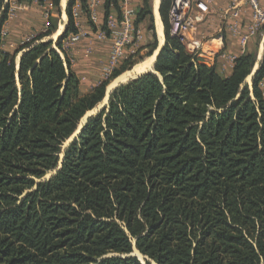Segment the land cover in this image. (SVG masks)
Listing matches in <instances>:
<instances>
[{"label":"trees","instance_id":"16d2710c","mask_svg":"<svg viewBox=\"0 0 264 264\" xmlns=\"http://www.w3.org/2000/svg\"><path fill=\"white\" fill-rule=\"evenodd\" d=\"M150 1L137 26L152 20ZM75 4L60 49L78 32ZM170 5L154 72L116 88L45 181L133 57L85 94L51 41L13 53L0 42V264H142L134 249L155 264H264V57L251 88L255 53L221 76L170 35ZM8 11L0 0V29ZM105 12L106 27L120 0ZM157 46L153 33L146 48Z\"/></svg>","mask_w":264,"mask_h":264},{"label":"crops","instance_id":"0c3cea01","mask_svg":"<svg viewBox=\"0 0 264 264\" xmlns=\"http://www.w3.org/2000/svg\"><path fill=\"white\" fill-rule=\"evenodd\" d=\"M69 1L70 0H61L59 8L56 9V12H54L51 17V21L48 23L49 28L52 20L55 25V30L50 35L51 37H43L41 40H35L34 43L47 42L45 39L50 37L51 42L54 43L52 48L60 54L63 60L66 58L70 60L73 72L81 81V88L82 83L85 81L88 85H92L89 90L85 91L86 94L104 81L103 80L96 85L92 84L98 78H103L105 71L107 73V71H110V68L113 69L116 67L110 63L112 51L111 41L108 39H100L98 36V33L105 27L106 0H97L96 5L93 7H90L91 2L90 0H87L88 10L86 11L83 9L81 0H76L73 12L79 38L77 41L69 45H64L62 42V49H60L58 48V42L69 27V18L67 14ZM144 1L145 0H129V7L136 14V12L143 7ZM153 1L154 0L150 1L152 20L150 21L147 19L137 26L141 35L139 44L142 47H139L141 49L143 48L142 50H147L146 46L153 42V33L156 34L158 46L161 47L165 45V26L160 13L162 0H160L158 8V19L154 12ZM5 3L9 4V9L12 11L9 13V18L3 24L4 29L7 31L6 39L8 41L5 40L6 44L1 42L3 47H5H1V49L13 53L17 50L16 48H19L21 45L24 46L26 43L30 42H24L23 38L28 37L32 31H37V33L42 31L43 23L45 24L43 27H46V5L45 3H41V0H33L32 4H19L16 0H5ZM231 5L232 0H196L194 6V19L197 26V31L195 33L198 44L197 48H205V46L209 45L215 46L219 53L217 54L216 60L213 62L215 63L217 72L223 77L231 75L235 60L242 55L249 53L256 54L258 63L254 68L256 71L264 57V27L255 35H249V29L253 23L250 9L245 7L239 13L238 17L232 16L225 18L224 14ZM94 12L96 16L95 22L92 20ZM151 27L154 28L153 31L151 30ZM160 29L163 34L162 43L160 41ZM46 32H40L36 37L45 34ZM50 40L48 42H50ZM31 43H33L32 40ZM153 55L154 56H151L145 62L139 64L142 65L148 60H152V68L134 78H131V80L129 79L126 82L118 83L110 91L113 89L115 90V88L127 84L148 72H153V66H155L157 60V52H154ZM19 64L20 59L17 62V66ZM111 72L113 73L114 70L110 71V73ZM124 74L126 73H123V75ZM253 75L254 74L251 75V78L249 77L251 80ZM260 87L264 91V79L261 82Z\"/></svg>","mask_w":264,"mask_h":264},{"label":"built area","instance_id":"2783aa9c","mask_svg":"<svg viewBox=\"0 0 264 264\" xmlns=\"http://www.w3.org/2000/svg\"><path fill=\"white\" fill-rule=\"evenodd\" d=\"M90 2V7H93L96 5L97 0H90ZM195 4L196 0H172V5L169 10L171 32L179 37L183 44L185 42L188 44L187 46L189 48L193 49H197L198 45L195 35L197 31L196 21L194 19ZM53 6V4H49L45 13L47 31L49 29L48 23L52 17L50 10ZM245 7L250 9L253 18V23L249 29V35H255L264 27V0H232V5L226 10L224 16L225 18L232 16L238 17L239 13ZM11 11L12 10L9 9V13H11ZM92 20L94 22L96 21L95 12L92 15ZM0 33L1 41L7 38V31L3 26L0 29ZM98 36L100 39H108L112 43L110 56L111 65L116 66L123 60L135 57L139 50L141 35L136 25V14L129 7V0H120V15L118 16L115 13L110 14L107 19L106 27L98 33ZM78 38L79 36L77 33L69 34L63 40V43L64 45H69L77 41ZM211 64H213V61Z\"/></svg>","mask_w":264,"mask_h":264},{"label":"rangeland","instance_id":"374dc122","mask_svg":"<svg viewBox=\"0 0 264 264\" xmlns=\"http://www.w3.org/2000/svg\"><path fill=\"white\" fill-rule=\"evenodd\" d=\"M49 4H53L52 3V1L51 0H47V1H45V5H46V11H47V8H48V5ZM171 5H172V0H171ZM171 5H170V8H171ZM170 8H169V10H170ZM51 15L53 16V14H54V12H56V8L53 6V8H51ZM56 14V13H55ZM9 18V11H8V17H7V19ZM51 19V18H50ZM55 19H57V18H55ZM169 24H170V21H169ZM43 26L45 25L44 23L42 24ZM42 26V31H40V32H43L44 33V31L46 32L47 31V28L45 27H43ZM170 30H171V24H170ZM40 32H38L37 33V31H35V32H33L32 31V33H30L29 34V36L28 37H25V38H23V41L24 42H27V41H30V42H28V43H26L25 45H27V44H29V43H31V40L34 42L35 40H36V36L40 33ZM170 35L172 36V37H175V38H177L179 41H180V43L184 46V48H185V50H186V52L188 53V54H190V55H195V56H198V58L199 59H201V60H203V61H209V62H211L212 63V61H214V60H216V57H217V53H218V50H216V48H215V46H211V45H209V46H205V48L203 47V48H197V49H193V48H189L187 45V43H185L184 42V44H183V42H182V40L179 38V37H177L175 34H173L172 32L170 33ZM51 37V36H50ZM50 37H47L45 40H47V42L50 40ZM35 38V39H34ZM5 40H7L6 38H4V39H2V41H1V33H0V42H2L3 44L5 43ZM213 40V39H212ZM8 41V40H7ZM6 41V42H7ZM51 41V40H50ZM152 41H153V39H152ZM144 43V42H143ZM152 43V42H151ZM6 44V43H5ZM157 44H158V42H157ZM206 44V43H205ZM2 45V44H1ZM52 45H54V43L52 42ZM23 45H21L19 48H16L17 50L18 49H20L21 47H22ZM139 46H141L140 44H139ZM1 47H3V45L1 46ZM142 47V46H141ZM147 47V46H146ZM3 48H5V47H3ZM158 48H159V46L157 47V49L154 51V52H157V50H158ZM143 49V48H142ZM140 47H139V50H138V52H137V54L135 55V57L133 58V61H134V66L129 70V71H126L125 73H127V72H132V70L134 69V67L135 66H137V65H139V64H141V63H143V62H145L148 58H150L151 56H154L153 55V53L152 54H150V52H151V49H149V48H147V50H142ZM21 55H22V52L17 56V61L16 62H18V60L21 58ZM210 59H211V61H210ZM124 61L125 60H123L122 62H120L118 65H116V67H114L113 69H111L110 68V71H115L116 69H119L123 64H124ZM208 62V63H209ZM210 63V64H211ZM256 64H258V63H256ZM211 65H213V66H215V63L213 62V64H211ZM104 66V65H103ZM155 67V66H154ZM110 71H107V73H106V71L104 72L105 74H104V76H103V78H98L96 81H94V83H92L93 85L95 84H97V83H100L101 81H105V80H107V79H109L110 77H111V75H112V72L110 73ZM153 72H154V70H153ZM152 72V73H153ZM100 75V74H99ZM123 75V74H122ZM121 75V76H122ZM120 76V77H121ZM141 77V76H140ZM119 78V77H118ZM250 78H251V76H250ZM247 79V83H248V85L250 86V88H251V82H252V80L251 79ZM115 80H117V79H115ZM131 80V79H130ZM114 82V80H112L110 83H109V85H108V87L112 84ZM92 85H88V83L85 81V82H83L82 83V92L83 93H85V91H87V90H89V88L91 87ZM108 93H110L109 91H108V88H107V93H106V96H105V99L103 100V102L96 108V109H94L93 111H90V112H88L86 115H85V117L81 120V122H80V124H79V127H78V129H77V131L74 133V135L71 137V138H69L64 144H63V146H62V151H61V153H60V161H59V165H58V167H57V169H55L54 171H52V172H50V173H48L47 174V176L43 179L44 181L45 180H48V179H50L57 171H59L60 169H61V167H62V161H63V157H64V151L70 146V144L76 139V138H78L79 137V135L81 134V131H82V129H83V127H84V125H86L87 124V122H88V120L90 119V118H92V117H95L96 115H98L99 114V112H101V110L104 108V107H106V106H108V104H109V100H110V97H109V95H108ZM138 251L136 250V249H134V252L131 254V255H137L136 257H138L139 258V260L142 262V264H147V263H149V264H154V262H152V261H150L147 257H144L143 255H141L139 252L137 253Z\"/></svg>","mask_w":264,"mask_h":264},{"label":"bare ground","instance_id":"6f19581e","mask_svg":"<svg viewBox=\"0 0 264 264\" xmlns=\"http://www.w3.org/2000/svg\"><path fill=\"white\" fill-rule=\"evenodd\" d=\"M154 4V12L155 15L157 17V19L159 18L158 16V8H159V4H160V0H154L153 1ZM58 35V33H57ZM56 37V36H54ZM160 41L162 43L163 41V34H162V30L160 29ZM150 68H152V60H148L146 63L142 64V65H137L132 72H128L126 74H124L123 76H121L120 78H118L117 80H115L109 87H108V91H110L112 88H114L118 83H122V82H126L127 80L134 78L135 76L144 73L145 71L149 70Z\"/></svg>","mask_w":264,"mask_h":264},{"label":"water","instance_id":"95a60500","mask_svg":"<svg viewBox=\"0 0 264 264\" xmlns=\"http://www.w3.org/2000/svg\"><path fill=\"white\" fill-rule=\"evenodd\" d=\"M164 47V45L163 46H161V47H159V49H158V51H157V56H156V59H157V57H158V55L160 54V52H161V50H162V48ZM18 67H19V65H18ZM154 66H153V70H154ZM152 70V71H153ZM256 72V70L254 69V71H253V74ZM139 78V77H138ZM137 79V78H136ZM135 80V79H134ZM116 89V88H115ZM114 90V89H113ZM112 90V91H113ZM112 91H110V93H108V95H109V97H110V95H111V93H112ZM107 93V92H106ZM138 253V252H137ZM131 256H137V255H131ZM155 264V263H154Z\"/></svg>","mask_w":264,"mask_h":264}]
</instances>
